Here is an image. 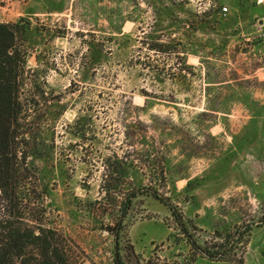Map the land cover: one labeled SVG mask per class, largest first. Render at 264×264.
I'll use <instances>...</instances> for the list:
<instances>
[{"label":"rangeland","instance_id":"obj_1","mask_svg":"<svg viewBox=\"0 0 264 264\" xmlns=\"http://www.w3.org/2000/svg\"><path fill=\"white\" fill-rule=\"evenodd\" d=\"M20 19L29 164L79 264H116L118 231L127 264H234L148 193L121 221L143 187L201 244L254 224L264 264V0H0Z\"/></svg>","mask_w":264,"mask_h":264},{"label":"trees","instance_id":"obj_2","mask_svg":"<svg viewBox=\"0 0 264 264\" xmlns=\"http://www.w3.org/2000/svg\"><path fill=\"white\" fill-rule=\"evenodd\" d=\"M27 25L23 19L0 22V264H79L81 251L54 226L53 212L46 204L37 172L29 164V127L25 117L28 102L22 92ZM143 193L170 209L192 247L205 257L244 264L254 224L239 225L225 235L218 232L213 240L201 244L190 234L179 208L157 190L144 187L128 195L121 208V221L133 199ZM261 224L264 221L257 225ZM115 236V263L127 264L121 255L120 231Z\"/></svg>","mask_w":264,"mask_h":264},{"label":"built area","instance_id":"obj_3","mask_svg":"<svg viewBox=\"0 0 264 264\" xmlns=\"http://www.w3.org/2000/svg\"><path fill=\"white\" fill-rule=\"evenodd\" d=\"M224 11H227L228 9L226 7L223 8Z\"/></svg>","mask_w":264,"mask_h":264}]
</instances>
